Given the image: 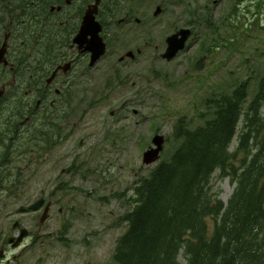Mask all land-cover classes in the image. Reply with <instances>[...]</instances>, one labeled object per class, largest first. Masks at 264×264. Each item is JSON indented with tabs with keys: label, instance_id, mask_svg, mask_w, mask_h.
Masks as SVG:
<instances>
[{
	"label": "rangeland",
	"instance_id": "rangeland-1",
	"mask_svg": "<svg viewBox=\"0 0 264 264\" xmlns=\"http://www.w3.org/2000/svg\"><path fill=\"white\" fill-rule=\"evenodd\" d=\"M158 5L163 11L154 16ZM129 13L142 20L122 26L123 32L134 33L131 39L110 40L108 54L92 66L98 64L96 69H75L74 90L61 96L53 92L57 102L67 101L58 113L46 116L45 128L58 123L63 138L43 154L49 163L42 158L27 165L22 198L5 200L0 194V208L14 213L30 208L42 194H58V204L45 223L55 233L35 249L38 264H110L116 241L127 229L120 217L134 206L136 182L157 165L143 163L153 138L165 136L161 159L168 157L176 145L173 127L181 116L198 122L204 99L229 92L249 78L250 100L264 74V0H119L114 19L100 18L107 42L117 30V19ZM207 14L210 22L202 21ZM181 28H191L193 34L186 48L166 61L161 58L166 38ZM130 50L135 60L120 63ZM49 105L47 101L41 111H49ZM237 143L235 137L231 149ZM0 151H9L3 142ZM62 168L75 172L62 175ZM58 183L67 187L54 188ZM212 186L227 204L235 188L232 179L217 170ZM41 210H32L28 217ZM63 236L65 242L60 240ZM180 262L186 264L183 255Z\"/></svg>",
	"mask_w": 264,
	"mask_h": 264
},
{
	"label": "trees",
	"instance_id": "trees-1",
	"mask_svg": "<svg viewBox=\"0 0 264 264\" xmlns=\"http://www.w3.org/2000/svg\"><path fill=\"white\" fill-rule=\"evenodd\" d=\"M60 3L0 0V41L2 30L10 29L17 68L27 66L29 51L34 65L44 67L34 75L35 95L40 93L37 84L45 83L70 45L62 40L57 23L44 20L45 11ZM118 4L119 0L106 3L112 19ZM27 12H33V18ZM202 19L210 22L208 14ZM21 41L24 45H18ZM250 84L249 78L229 92L204 99L205 111L197 113L200 122H187L186 116L177 120L174 149L136 182L134 206L120 217L127 229L116 241L110 264H181V255L186 264H264V74L249 100ZM4 101L0 100V143L9 151H22L19 158L29 160L30 151L42 158V151L51 150L62 138L59 124L46 129L45 120L67 100L49 106L41 116L40 111L28 113L30 106L22 99L6 102L8 106ZM26 113L31 120L22 127ZM235 137L238 143L231 149ZM12 159L1 158L3 174L14 165ZM217 170L235 184L227 204L213 191Z\"/></svg>",
	"mask_w": 264,
	"mask_h": 264
},
{
	"label": "flooded vegetation",
	"instance_id": "flooded-vegetation-1",
	"mask_svg": "<svg viewBox=\"0 0 264 264\" xmlns=\"http://www.w3.org/2000/svg\"><path fill=\"white\" fill-rule=\"evenodd\" d=\"M95 1L96 0H61V3L56 5L57 7H61L60 11H56V15L59 14L58 17L56 15L52 16L51 11H45L44 18L47 22L51 21L64 27L63 31H60V33L63 34L62 40L70 45L67 54L65 53L66 55L60 59L58 66L63 65V67L65 66L68 69L67 71L61 70L58 76L50 84L47 82L49 77L45 79L47 83L37 84L40 93L36 95L32 94L37 91L34 89L35 85L33 84L34 75L39 72L41 73L44 67L41 69L38 64H36V66L34 65L32 52L29 51L27 66L17 68V61H15L14 58L16 57L15 54L18 52L15 51V47L11 44L12 32L8 29L7 32H11L9 41L10 45L6 54L9 64H0V91L2 92V88H5V92H2L1 100L4 99V102L12 103L15 99H22L23 103H27L29 106L35 104L34 109H29L28 111L30 113H35L36 111H40L42 104L47 101H49L52 106L57 103L56 98H53V92L60 96L65 92L74 90L78 86V78L75 75L76 68L81 67V69H85L84 71L86 73L90 70L96 69L98 64L95 67L90 66L91 55L88 52H80L77 50L76 46H72L74 39L83 24L89 7L94 4ZM103 1L104 0H102L99 6V11L96 14V19L99 20L100 23L101 16H108L106 13V6H102ZM52 7L49 9H52ZM27 16L33 18V12H27ZM9 23L12 24V22ZM101 24L104 26L103 23ZM87 39H90V36L87 37ZM2 45L3 42L0 47ZM18 45H24V42L21 41ZM125 60L126 59H124V61ZM45 67L48 68L47 63H45ZM24 82L26 84H24ZM50 140L51 138H48L46 142ZM60 140H62V138L57 141L58 144L60 143ZM49 152L51 151H42L44 155ZM29 153L31 156L30 159L27 160L19 158L24 154L22 151H0V194L6 197L5 200L9 198H22L21 190L23 186V171L28 168L27 165L29 166L34 159H36L34 151H30ZM4 156H14L15 159H12L11 164L17 163L19 169L13 168L12 165L10 171L3 174L1 158ZM42 158L47 159V162L49 163L50 158L48 156L43 157L42 155ZM42 158L36 160H42ZM49 167L50 165H47V172H49ZM73 172L75 171H71L70 168H62L60 170V174L62 175ZM58 187H60V190H63V188H66L67 186L61 187L59 183L54 185V188ZM47 193L46 197H43L42 194L41 197L37 199L44 198L46 200L44 206L40 208L42 209V213L36 214L33 217H28V215L32 213L31 208L27 209L21 207L20 213L7 212L4 210V206L0 208V264H38V261L35 262L34 259L35 249H41L42 246L49 242V237L55 233L48 231L45 224L47 220L43 223L41 222V216L43 215L46 205L50 204L51 210L58 204V194H55L53 190L52 192ZM3 204L5 205V203ZM31 204H33V202ZM60 212H63V209H60ZM39 258L40 257H38L37 260ZM84 264L91 263L84 262Z\"/></svg>",
	"mask_w": 264,
	"mask_h": 264
},
{
	"label": "water",
	"instance_id": "water-1",
	"mask_svg": "<svg viewBox=\"0 0 264 264\" xmlns=\"http://www.w3.org/2000/svg\"><path fill=\"white\" fill-rule=\"evenodd\" d=\"M101 0H96L94 4H92L87 14L84 18L83 24L76 35L73 46L77 45V49L80 52H91L92 53V60L91 66L95 65V63L101 58L102 55L106 52V43L104 41V37L102 36L103 26L101 23L96 19V14L99 11V4ZM58 7H53L55 9ZM161 13V7H158L155 15ZM192 35V30L190 28H181L177 32L171 34L167 37L166 43L167 48L165 52L161 55L162 58L166 59L167 61H172L176 56L185 49L186 44L189 38ZM91 36L90 39L87 37ZM9 37L10 33L5 35V41L3 45L0 47V64H8L6 59V54L9 48ZM87 44V45H85ZM126 57L135 58V54L133 51H128L126 55L122 56L120 60H124ZM63 69L67 71V67H59L55 70L53 75L48 79V82H51L57 75L59 69ZM0 97H2V92L0 91ZM152 146L144 152L143 154V163L146 165L155 164L161 158V154L164 150L165 144V136L162 134H157L152 141ZM45 204V199L42 198L31 205V209L38 210ZM51 205L48 204L41 216V222H45L49 218V211Z\"/></svg>",
	"mask_w": 264,
	"mask_h": 264
},
{
	"label": "bare ground",
	"instance_id": "bare-ground-1",
	"mask_svg": "<svg viewBox=\"0 0 264 264\" xmlns=\"http://www.w3.org/2000/svg\"><path fill=\"white\" fill-rule=\"evenodd\" d=\"M135 1H140V0H135ZM101 2H102V0H101ZM101 2H100V4H101ZM100 4H99V6H100ZM158 7H161V13H162V11H163V7H162V5H158L157 7H156V9H155V11H154V16H158V15H155V12H156V10H157V8ZM60 9H61V7H58V8H55V9H49V10H47L48 12H50L51 11V15L53 16V15H56V11H60ZM53 11V12H52ZM117 12H118V10H117ZM160 13V14H161ZM116 16H117V14H116ZM99 21V20H98ZM133 22H135V24L136 25H138V24H140L141 22H142V20L141 19H139V18H137V17H135L134 16V13H129V14H127V15H125V16H123V17H120V18H118L117 19V21L115 22V24H116V28H117V30L115 29L114 31H113V34H112V36L111 37H109V40H108V42H107V40L105 39V37H104V41H105V43H106V52H105V54L104 55H102L101 56V58L97 61V62H100V60L102 59V58H104L107 54H108V47H109V45H110V40H112V41H115V42H119V41H122L123 43H125L126 41H128V39H131V37L129 36V35H133V34H130L129 32H123V28H122V26L123 25H126V24H130V23H133ZM102 23V22H101ZM102 25V24H101ZM103 26V25H102ZM119 29V30H118ZM103 31H104V26H103V30H102V34H103ZM116 36V37H115ZM123 36H126V39H123ZM90 38H91V36H90ZM85 45H87V44H85ZM79 51V50H78ZM88 53L92 56V53L91 52H89L88 51ZM91 60H92V57H91V59H90V66H91ZM96 62V63H97ZM95 63V64H96ZM94 66V65H93ZM92 67V66H91ZM2 92H5V88H2ZM2 99V97H0V100Z\"/></svg>",
	"mask_w": 264,
	"mask_h": 264
}]
</instances>
